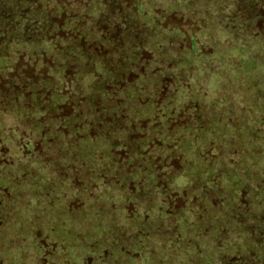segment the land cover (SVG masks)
Masks as SVG:
<instances>
[{"label":"trees","instance_id":"1","mask_svg":"<svg viewBox=\"0 0 264 264\" xmlns=\"http://www.w3.org/2000/svg\"><path fill=\"white\" fill-rule=\"evenodd\" d=\"M225 78L231 89L242 87L245 104L256 110L257 132L216 127L223 120L217 115L211 123H192L205 121L208 109L197 97L201 83L218 84ZM263 128L264 0H0V212L8 207L1 201L5 192L10 198L29 188L21 179L16 182V175L24 176L29 164L35 167L49 150L68 154L70 148L83 164L87 160L100 169L103 183L113 176L123 191L129 186L123 198L127 209L137 194L147 196L150 207L157 193L166 196L167 207L178 209L165 214L180 234L168 240L178 254L152 256L150 264H187L199 251L209 255L211 262L205 264H264L263 214L259 221L251 211L253 225L247 226L236 214L221 210L223 228L239 236L223 238L218 245H205L202 239L199 247L193 234L205 221L198 219L194 204L186 208L175 201L194 191L190 183L203 181L205 174L211 181L203 189L214 186L218 176L226 186L233 177L225 159L234 148L232 139L258 134L257 142L245 146L264 153ZM212 146L211 155L221 153L224 159L216 170L212 166L218 161L208 157ZM258 150L247 155L251 159ZM185 162L189 166L183 167ZM165 175L166 180L185 179L180 194H169L171 180L164 184ZM260 191L262 204L264 182ZM205 195L204 211L210 215L211 198ZM150 217L140 219L128 241L115 234L113 247L110 237L98 249L110 251L108 259L118 264H137L148 254L141 252L148 240L142 227L153 221ZM33 219L11 222L9 232L26 231L20 236L21 248L26 239L45 246L39 244L45 230H35ZM2 225L0 215V229ZM61 234L72 240L61 253H77L80 247L70 245L80 244L78 233L68 225ZM10 241L5 233L0 246H10L16 254L19 248ZM38 250L34 253L39 255ZM128 251H133L130 260ZM61 259L59 264H86L67 254Z\"/></svg>","mask_w":264,"mask_h":264},{"label":"rangeland","instance_id":"2","mask_svg":"<svg viewBox=\"0 0 264 264\" xmlns=\"http://www.w3.org/2000/svg\"><path fill=\"white\" fill-rule=\"evenodd\" d=\"M248 79L252 81L251 77H248ZM248 79L245 80L247 81ZM230 85L231 80L226 78L218 84L212 80L201 83V92L197 97L206 101L208 109L202 117L205 121H200L199 118L198 121H192V123H211L217 119H215V115H217L223 120H217L218 124L216 127L226 125V129H234L238 133L244 132L243 129L247 127L253 132H257V129L261 128V126L254 124V112L257 114L256 110L248 108V105L245 104V97L240 95V90H243L242 87L240 89H231ZM192 100L196 101L195 98H192ZM195 103L198 105V102ZM195 103L193 104L195 105ZM257 139L259 140V135L255 134L253 138L252 132L251 137L247 134H238L237 138L232 139L235 141L233 143L234 148L225 159L228 162L229 173L233 177H228L226 186L224 182V186L221 185V179L218 176L216 178L218 182L214 186L209 187V189H203L205 184L211 181L208 174H205V176H202L204 178L203 181L196 180L190 183L192 185L190 189L194 191L189 192L187 195L194 196L193 198H189L187 195L183 198L181 196L175 198L177 204L184 205L186 208L194 204L196 213L199 216L198 219L205 221L201 224V231H196L198 232L197 236L193 234L197 245L200 244L198 242H201L202 239L206 240L202 241L205 245H218L223 238L239 236L237 232L230 234L228 226L227 229L223 228L224 226L219 216L221 210L231 216L236 214L237 219H240V222L247 226L253 225L251 218H249L251 211L253 213L257 212L259 221L263 218L261 214L264 215V203L261 204L260 202L262 199L260 190L264 182V153L259 152L257 148L251 145L248 151L247 146H245L250 141L257 142ZM68 149L70 150L68 154L53 152L51 151L52 149L46 152L40 157L39 163L36 162L35 167H31V164H29L28 170L23 172L24 176L20 178L16 175L14 177L16 182H21V180L27 182L29 188L22 192H17V194H11L10 198L6 192L2 195V203L4 202L5 206L8 207H2L0 212V215L4 218V225L0 229L4 233L2 237L0 236V240L7 233L11 239L9 245L17 247L19 250L14 254L10 252L12 249L10 246L5 249L0 246V250L3 249L0 264H59L62 261L61 257L65 258V254L72 261L76 260L83 263L85 260L86 264H111L112 261L114 264H118V260L108 259V256H112L110 251L99 250L104 245L103 240L106 241L107 238L112 237L110 239L111 247H113L115 234L123 242L128 241L130 236L133 235L132 233L137 232L141 222L140 219L143 217L145 220L150 216V221H153H146L148 227H142L147 232L148 240L144 243L146 245L143 246L141 252L144 255L143 251H147L148 254L147 256H142V260L137 262V264H150L149 260L152 256L166 258L174 255L175 246L169 243L168 240H170V237L174 235L180 236V234L173 229L171 224H168L170 220L165 214L167 215V212L170 214L176 213L178 209L171 206L167 207L166 199L164 198L166 196L162 198V195L157 193L153 198L151 197L152 204L149 207L147 196L137 194L135 198L133 196L134 206L130 205L127 209L125 204H123V198L125 199V196H127L125 193L130 191L129 186H124L125 191H123L119 182L115 178L112 179L113 176L111 175L112 177H108L109 179L107 178L104 182L105 185H110L106 187L99 178L101 176L100 169L92 168V165L87 160L83 164L80 156L69 153L73 149ZM253 149L258 150V153H254L255 156L252 154L250 159L247 154H250ZM209 152L208 157L215 158L218 161L214 164L215 166H212L216 170L218 166L222 165L224 159L221 160V153H215L214 156L211 155V152L214 153L213 146ZM195 154H197V151H195ZM84 165L86 166L84 167ZM182 166H189V162L183 163ZM233 171H235L234 175L232 174ZM166 176L162 178V182L165 184L171 180L169 187H166L169 194L173 195L174 192L180 194L185 186V179L179 178L180 181H175V178L166 180ZM30 179L32 180L31 182L29 181ZM204 192L206 193L205 196L211 198L212 208L210 209V215L204 211L207 206V203L202 199ZM171 199L169 198L170 203ZM234 205L237 207H234ZM145 213L150 214V216H142ZM135 214L139 217L134 218L136 217ZM28 216L34 218L33 221L37 225L35 230L42 228L45 230L42 235L44 236L43 240L39 241V244L41 242L44 243V247L42 245L35 246L31 240L26 239L23 248H21L20 239L22 237L20 236L24 235L26 231H8L12 227L11 222L25 221L26 224ZM164 217H166L165 220H163ZM175 218H177L176 221L180 222L178 217ZM261 223L264 224V218ZM68 225H71L78 233L80 239V244L77 241H73L72 245H70V248L74 249H77L76 244L77 247H80L79 251L73 255L69 252L61 253V249L67 248L72 241H66L61 234L62 229ZM174 225L178 229V224ZM21 227L25 226L22 225ZM249 228L252 229L251 227ZM63 234L66 236L72 235L71 232ZM206 238L211 239L208 241ZM45 239L46 242L44 241ZM187 244L188 242H186ZM198 246L200 247V245ZM37 249H39V255L34 253ZM190 250L193 251V249ZM71 252H73V249H71ZM179 252L182 255L184 254L183 251ZM132 253L133 251H128L129 260ZM24 255H28V257L24 259ZM207 256L209 255L205 252L201 253L199 251L197 256H192L187 261V264L210 263L211 260L207 259Z\"/></svg>","mask_w":264,"mask_h":264}]
</instances>
